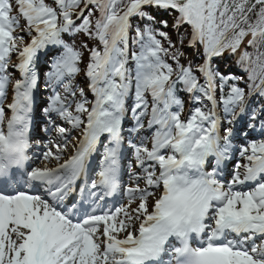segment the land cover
Instances as JSON below:
<instances>
[{"label":"snow or ice","instance_id":"snow-or-ice-1","mask_svg":"<svg viewBox=\"0 0 264 264\" xmlns=\"http://www.w3.org/2000/svg\"><path fill=\"white\" fill-rule=\"evenodd\" d=\"M185 39L198 63H181ZM260 45L264 0H0V264H264ZM42 73L57 135L40 167Z\"/></svg>","mask_w":264,"mask_h":264},{"label":"trees","instance_id":"trees-1","mask_svg":"<svg viewBox=\"0 0 264 264\" xmlns=\"http://www.w3.org/2000/svg\"><path fill=\"white\" fill-rule=\"evenodd\" d=\"M157 19L158 20H160V19L167 20L168 27L166 29H163V30L167 31L170 34V37L173 40V42H175L177 40V30L174 29L173 26H172L174 18L172 16H170V15H167V14H157ZM137 22L140 23L141 27L143 26V23H144L143 21H136V20L133 21L134 25ZM156 27L159 28L161 26L159 24H157ZM188 27L189 26H185V28H188ZM180 31L183 32L184 28L180 29ZM248 39H250V37ZM77 40L79 41V43H80L81 40H84L85 42H87L89 44V46H91L92 43H93L92 41H88L87 38L82 36V35H79V37H77ZM186 41H187V39H185L184 44L182 46V51H183L184 55L181 58V63L187 64V62L189 60H191V61H193L195 63H198L200 58L196 54V49L187 47ZM79 43H78V45H79ZM165 46L167 47L166 43H165ZM177 47H181V46L179 44H177ZM242 48H246V50L248 52L253 53V59H255V54L257 53V49H254L253 47L248 46L247 45V40L245 41V44L242 46ZM258 51L259 52H264V45H260L258 47ZM87 61H88V54H87V52H85V54H84V65H85V62H87ZM169 62H172V61H169ZM253 67H254V65H253ZM225 68H226V70H224ZM220 69H221V71L235 70L234 73H237V74L243 76L244 83L241 86L245 87L246 92H248L247 84L251 83V81H248V73L243 72L236 65L235 57H230L227 60L220 61ZM255 84L256 85L260 84L259 78H257V80L255 81ZM250 94H252V92ZM254 97L257 98V96H254ZM263 104H264L263 101H258L256 103H250V106H253V105L259 106V105H263Z\"/></svg>","mask_w":264,"mask_h":264},{"label":"bare ground","instance_id":"bare-ground-1","mask_svg":"<svg viewBox=\"0 0 264 264\" xmlns=\"http://www.w3.org/2000/svg\"><path fill=\"white\" fill-rule=\"evenodd\" d=\"M41 113H42V111H40L39 109L37 110V113H36V120H37V123H36V125H37V127L39 128L42 124H43V120H42V118H41ZM49 118L47 117V120H48ZM56 133H53L52 134V136L51 137H49V138H52L53 140H55V138H56ZM44 145H46V144H44ZM49 166H51V165H49ZM134 170V169H133ZM135 205H133V207H134Z\"/></svg>","mask_w":264,"mask_h":264},{"label":"rangeland","instance_id":"rangeland-1","mask_svg":"<svg viewBox=\"0 0 264 264\" xmlns=\"http://www.w3.org/2000/svg\"><path fill=\"white\" fill-rule=\"evenodd\" d=\"M25 22H21V24L23 25ZM75 84H77V83H75ZM78 85V84H77Z\"/></svg>","mask_w":264,"mask_h":264}]
</instances>
